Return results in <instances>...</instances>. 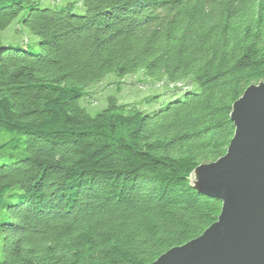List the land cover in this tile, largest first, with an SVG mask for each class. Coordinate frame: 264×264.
<instances>
[{
  "label": "trees",
  "instance_id": "16d2710c",
  "mask_svg": "<svg viewBox=\"0 0 264 264\" xmlns=\"http://www.w3.org/2000/svg\"><path fill=\"white\" fill-rule=\"evenodd\" d=\"M83 3L0 0V264H152L200 237L222 205L190 175L264 82V0ZM23 14L38 50L3 45ZM139 73L149 93L83 106Z\"/></svg>",
  "mask_w": 264,
  "mask_h": 264
},
{
  "label": "water",
  "instance_id": "95a60500",
  "mask_svg": "<svg viewBox=\"0 0 264 264\" xmlns=\"http://www.w3.org/2000/svg\"><path fill=\"white\" fill-rule=\"evenodd\" d=\"M230 119L235 132L226 154L189 178L221 203L217 221L152 264H264V82L245 90Z\"/></svg>",
  "mask_w": 264,
  "mask_h": 264
},
{
  "label": "rangeland",
  "instance_id": "374dc122",
  "mask_svg": "<svg viewBox=\"0 0 264 264\" xmlns=\"http://www.w3.org/2000/svg\"><path fill=\"white\" fill-rule=\"evenodd\" d=\"M45 7L55 9L69 8L73 13L84 15L86 8L83 0H45ZM24 14L16 19L11 26L2 33L3 45H9L20 48H30L38 50V39L33 36L27 29L20 25ZM114 75H109L102 83L93 86L87 93V102L92 107L86 106L91 113L96 114L105 107V100L108 95H114L121 101H131L139 95L149 93L148 87L143 84L145 77L139 73L133 76H127L121 81L115 79ZM151 88V87H150ZM156 90V89H155ZM84 104V103H83ZM4 259L3 243L0 240V261Z\"/></svg>",
  "mask_w": 264,
  "mask_h": 264
}]
</instances>
